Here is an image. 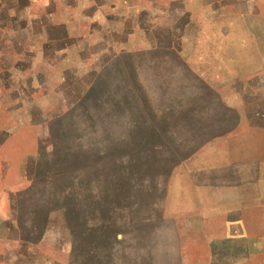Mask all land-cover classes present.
<instances>
[{
    "label": "crops",
    "instance_id": "0c3cea01",
    "mask_svg": "<svg viewBox=\"0 0 264 264\" xmlns=\"http://www.w3.org/2000/svg\"><path fill=\"white\" fill-rule=\"evenodd\" d=\"M258 3L0 0V264H106L102 251L92 249V238L83 234L89 226L84 193L69 185L68 176L80 172L86 131L96 129L93 138L101 144V125L112 112L101 95L108 94L103 98L108 100L109 94L121 97L127 90L120 63H202L204 52L226 54L227 60L247 41L258 65L224 82L240 84L264 116V31L259 26L264 28V16ZM215 21L221 22L218 29ZM236 22L243 28L237 32ZM233 30L243 35L235 44L227 42ZM94 83L102 91L94 94L92 110H86ZM253 162L259 172L261 159ZM230 189L235 196L246 194L243 187ZM258 205L238 198L232 209L239 215ZM259 239L241 234L211 241L204 264H214L218 253L212 245L218 242L230 246L220 264H261L255 262Z\"/></svg>",
    "mask_w": 264,
    "mask_h": 264
},
{
    "label": "rangeland",
    "instance_id": "374dc122",
    "mask_svg": "<svg viewBox=\"0 0 264 264\" xmlns=\"http://www.w3.org/2000/svg\"><path fill=\"white\" fill-rule=\"evenodd\" d=\"M257 6L264 16V0ZM233 28L243 29L240 22ZM235 31L227 42L242 39ZM244 43L227 60L204 52L202 63H120L127 90L109 94L104 104L112 112L101 125V144L96 129L86 131L80 172L68 176L69 185L83 190L86 221L94 222L83 234L106 264H204L209 242L241 234L260 237L255 262L264 264V127L258 125L264 116L240 84L224 82L258 65ZM237 187L246 194L235 196L230 188ZM238 198L259 205L238 215L232 209ZM229 247L212 245L214 264Z\"/></svg>",
    "mask_w": 264,
    "mask_h": 264
},
{
    "label": "trees",
    "instance_id": "16d2710c",
    "mask_svg": "<svg viewBox=\"0 0 264 264\" xmlns=\"http://www.w3.org/2000/svg\"><path fill=\"white\" fill-rule=\"evenodd\" d=\"M92 88H91V90L90 91H92L91 93H89L88 95H87V98H86V105H85V107H86V110H92V107H93V105H92V101H93V99H94V94H95V97H96V93H99V92H101L102 91V89H101V87H100V84H98V83H94V84H92V86H91ZM100 94V93H99ZM108 95V94H107ZM107 95H104L103 96V94L101 95V97H100V100H101V102L102 103H104L105 101H107L106 99H103V98H105V97H107ZM95 107H96V105H95ZM72 184V183H71ZM71 186V185H70ZM88 204V203H87ZM86 203H85V207H86V209H87V211H86V217L87 216H89V214H90V212H89V206L87 205ZM92 208H93V205L91 206ZM93 212V211H92ZM92 227H94V222L93 223H91V224H89V226L87 227V228H92Z\"/></svg>",
    "mask_w": 264,
    "mask_h": 264
}]
</instances>
